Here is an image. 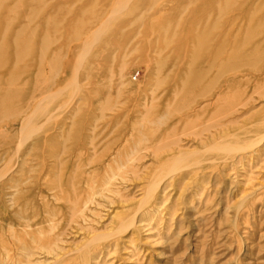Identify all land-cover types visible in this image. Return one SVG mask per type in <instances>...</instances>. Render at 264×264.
Listing matches in <instances>:
<instances>
[{
  "label": "rangeland",
  "instance_id": "obj_1",
  "mask_svg": "<svg viewBox=\"0 0 264 264\" xmlns=\"http://www.w3.org/2000/svg\"><path fill=\"white\" fill-rule=\"evenodd\" d=\"M224 2L0 0V37L13 18L7 41L26 51L16 61L5 53L0 66V144L24 121L63 119L70 105L109 109L88 132L100 141L87 160L97 169L93 192H0V264H264V0L232 25L234 6L219 15ZM103 15L90 32L127 23L91 41L86 26ZM19 28L33 35H15ZM225 32L232 35L220 42ZM190 33L203 57L189 67L200 70L192 77L175 67L191 44L162 60L149 48L184 43ZM100 48L97 63L108 72L79 78L77 67ZM178 73L187 80L181 87ZM14 147H0V188L16 174ZM117 160L127 161L121 171ZM111 171L120 176L104 185ZM13 199L30 221L13 217Z\"/></svg>",
  "mask_w": 264,
  "mask_h": 264
},
{
  "label": "bare ground",
  "instance_id": "obj_2",
  "mask_svg": "<svg viewBox=\"0 0 264 264\" xmlns=\"http://www.w3.org/2000/svg\"><path fill=\"white\" fill-rule=\"evenodd\" d=\"M192 1L193 2H199V1L206 2L207 0H191V2ZM209 1L214 2L216 0H209ZM261 1L262 0H250L248 2L246 1V2L240 3L239 0H225L224 3L226 2L227 3L224 4V6L220 9L219 15L221 16L222 14H225L224 12L226 10H229L228 6L230 4L234 6V11L232 12L231 16L227 18V22L225 23L228 25L229 24L232 25L234 24V21L236 20V17L238 16L239 13H242L245 11L247 13V11H249L252 7L260 5ZM103 19H104V15L101 17L98 16L96 18H93L90 21L89 26L88 25L86 26L87 29L84 32V34L91 35L92 36L91 41H97V40L99 41L100 38L105 37L106 35L108 36L109 34H111V32L117 33L120 27H124L125 24L127 23L125 20L118 19L114 21L113 24L110 23L112 24L110 28L106 26L105 24L104 25L100 24L98 28H95L93 32H90V29L92 28V26L97 25L98 23L102 22ZM3 22L5 23L4 25L5 27L13 26L12 28H14V26L17 25V22L15 23V20L9 16ZM12 28L6 32L8 33L7 35L4 33L3 36L0 37V66L2 64L5 65L6 63L9 62V59L4 57L5 53L6 55H8L7 53L11 51L10 53H12V57L13 59L15 58V61H16V59H18L22 53L24 54L26 52L24 49L23 51L19 49L20 46L17 45L15 41H13L14 43H12V41H7L8 35H10L13 32ZM23 31L25 33L27 32L30 33L29 29L27 28H23L21 31L19 28V29H16L14 34L16 35V33L17 34L19 33L21 35L23 34ZM30 35H33V33H30ZM227 35L229 36L232 34H229V32L228 33L225 32L224 34L219 33L216 37L218 38L220 42H223V41H226L225 40L226 38L229 40ZM187 38L184 43H176L174 41L175 43L173 44V43H168L165 40L164 42H161L160 44H158V46L156 47L151 46L149 48L156 55L155 56L156 58H158L159 60H162L163 56L164 57L169 56L167 54L164 55L165 51L173 52V50L177 49L180 46H187L191 44L192 53H189V56H184V59L175 57V59L179 60V64L175 65V67H177L179 69L178 71H180L182 74L183 73L188 74L189 75L188 77H190L191 75L196 76V75H199L198 73H200L199 68L197 69V71H194L191 73L190 71L191 69L189 67L194 66V65H202L203 63V59H202L203 57L199 56L195 50V48L200 45L199 43L200 41H199V38H197L191 33L189 34ZM85 41H89V39H86ZM76 51H78V49ZM100 54L106 55V53H104L102 49L100 48L97 50V52L94 53V55L91 56V58L85 61L86 63H84L83 66L81 65L80 67H77L78 71L81 72L79 73V78L81 77L86 80V79L93 77V74H96V76H100V74L102 75L104 72L105 73L108 72L107 70L105 71V69L102 70L98 66L97 57L101 56ZM218 55H219V52L215 53L214 56H211L209 58V62L211 61L214 62L215 58H217ZM235 59L237 60V58ZM233 62L235 63L237 61L234 60ZM99 70H102V71L98 72ZM24 71L25 70H23V72L19 70L17 73H15V76L16 77L20 75L22 76L25 73ZM176 78H177V82L175 81V84L179 83L180 87L187 83V80H185L181 75H179V73ZM175 91L176 89L174 90V92ZM66 108H63L64 110H66V113L63 119H58L57 121L53 122L52 115H51V116H48V118L45 120V123L43 124H37V123H31L29 121H24L23 126H21L22 127L21 130L19 129L20 133L18 132L17 134L18 136L6 137L4 138L6 140L2 139L4 141L2 142V144H0V147L7 145L8 142L13 143L15 146L13 151H14V155L17 161H16V166L14 169H17V170H16L15 175L9 177L8 180H6L5 182L1 184V188H0L1 193L4 194L7 191H12L6 195L16 198L17 195L19 196L24 195L25 193L26 195H28L30 193V190L36 188V186L38 188L41 186V187H44L46 191L50 193L54 192L55 194L52 195V198L54 199L57 198L59 193L69 191V190H71L72 193L76 197L78 196L77 199H79L80 194H79V190L77 187L82 186V185H85L89 188L90 191H88L87 193L93 192L92 186L96 184V178L92 174L97 169L96 168L91 169L90 165L92 164L90 162H87V160L89 158H92V156H96V154L99 151L100 141H98L99 139H97L96 135H94L93 137L91 135H88V132L91 131L92 134L96 132V130L98 129V125H97L98 121L103 120L105 118L104 113L106 111H109V109H107V107L101 106L98 108H94V107L91 109L88 108L86 112H83L81 107L78 105H70ZM15 113L16 112H14V114ZM97 113H99V115ZM78 116H80V118H78ZM67 120H69V122H67ZM90 153H92L93 155H91ZM117 155H118V152L116 153V158H117ZM85 158H86V161L84 160ZM92 159H94V157ZM100 161L101 160H99L98 162L100 163ZM113 161H114L113 163H116L115 162L116 159H113ZM126 163L127 161L118 162L117 170H120L122 167L124 168ZM110 165L108 166V168L110 167ZM38 166H40L41 169L37 171L36 168H38ZM108 168L106 170H108ZM109 169L112 170V168H109ZM116 172L111 171L109 175L107 174L108 176L105 179V182L103 180L104 185H110V182L112 181L114 177L120 176ZM35 173H38L40 177L39 176L35 177L34 176ZM40 181H42V183H40ZM13 200H14L13 201L14 205L18 206V210L13 213V217H15L18 220L30 221V217L28 218L24 217V214L21 211L22 208L20 205H18L21 201L19 199H13ZM69 203H72V202H69ZM25 205L27 206V204L25 203L22 206H25ZM45 210H46L45 212L47 216L52 217L51 216L52 213H50V211L47 210V208H45ZM37 217L39 216H36L35 218ZM28 226L30 225H26V227Z\"/></svg>",
  "mask_w": 264,
  "mask_h": 264
}]
</instances>
